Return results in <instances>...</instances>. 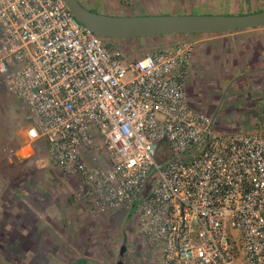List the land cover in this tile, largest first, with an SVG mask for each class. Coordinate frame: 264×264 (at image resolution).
Masks as SVG:
<instances>
[{
    "label": "built area",
    "instance_id": "2783aa9c",
    "mask_svg": "<svg viewBox=\"0 0 264 264\" xmlns=\"http://www.w3.org/2000/svg\"><path fill=\"white\" fill-rule=\"evenodd\" d=\"M0 30V77L28 123L19 152L44 140L74 202L132 211L159 264H264V129L228 134L187 106L193 42L127 54L63 0H0Z\"/></svg>",
    "mask_w": 264,
    "mask_h": 264
},
{
    "label": "rangeland",
    "instance_id": "374dc122",
    "mask_svg": "<svg viewBox=\"0 0 264 264\" xmlns=\"http://www.w3.org/2000/svg\"><path fill=\"white\" fill-rule=\"evenodd\" d=\"M214 2L215 5L202 0H192L191 5L183 8L180 0H153L154 4L150 5L152 10H147L143 6L141 8L134 7V9L130 7L128 15L131 16L128 17L241 16L264 10V0H248L249 4L246 10L233 5L232 0H214ZM136 4L133 3L132 6ZM88 9L100 15L111 16L106 14L108 6L101 0H89ZM1 35L0 30V38ZM194 35L198 34H192V36ZM236 39L238 44L243 40L241 36ZM162 40V38L155 37L140 38L131 44L132 53L134 56H140L156 48L173 44L164 43ZM205 48L211 50L212 46L209 44L201 46V52L193 57L192 65L196 69V76L191 79L192 82L189 85L187 83L185 89L187 106L209 116L218 126L225 127V133L228 134L264 129V115H262L264 112V89L253 87L248 92L238 91L237 86L233 85L231 90H228L231 85L226 81L228 77L234 76L233 69H225V89L219 85L220 82L211 81V79H221L219 76L222 72L216 75L207 71L199 73V55L210 53L208 50L204 51ZM122 49L128 51L124 47ZM197 49L199 50V47ZM238 95L242 99L238 98ZM254 114L257 115L254 116ZM27 125L23 107L8 92L0 77V259L4 262L2 264H16L15 259L18 264L56 262V259L53 260L54 254L45 250L46 245L39 243L41 239L44 240L45 235L42 234L43 232L45 234V231H42L44 230L42 226H37L35 229L34 218L49 212L45 206L51 196L52 189L55 199L56 196L57 200L62 198V180L58 178L61 172L49 159L47 151L43 150L40 153L36 149L39 146L38 143L32 147L29 156L19 153L18 149L23 144ZM97 149L98 159L95 164L102 167L107 166L108 160L103 147L100 146ZM169 159L167 143L164 139L158 144L154 163L162 167ZM110 216L112 214L97 223L102 228L100 235L102 243L99 245L104 249L101 247L102 250L94 254L95 259L100 261L108 257L109 262L105 264L159 263L155 259L158 255L157 252L149 249L145 240L138 236L132 211ZM33 231H38L39 240L36 241V244L39 250H33L31 244H22L28 242V234ZM119 247L120 251L123 249L121 255L118 254ZM89 262L91 260L88 258L81 261V263Z\"/></svg>",
    "mask_w": 264,
    "mask_h": 264
},
{
    "label": "crops",
    "instance_id": "0c3cea01",
    "mask_svg": "<svg viewBox=\"0 0 264 264\" xmlns=\"http://www.w3.org/2000/svg\"><path fill=\"white\" fill-rule=\"evenodd\" d=\"M101 1L102 3L106 4V6H108V12L106 14L117 17L131 16L128 15L130 7L131 9H134V7L141 8V6H143L147 10H152L153 8L150 7V5L154 4L153 0ZM202 1L215 5L214 0ZM180 2L181 6L184 8L185 6L191 5L192 0H180ZM133 3L137 4L132 6ZM232 3L235 6H239L243 10H246L247 5L249 4L248 0H232ZM238 36L243 38L239 44L236 42V37ZM162 39L164 43L170 42L175 44L186 40L195 44L194 50L196 49V51H194L191 60L188 85L192 82L191 79H194V76H196V69L192 65L194 55L196 56L201 52V46H208L209 44V46H212L211 50L205 48L204 51L208 50L210 53L199 55V73L207 71L212 75H216L219 74V72H222L219 76L221 78L219 79L220 81L217 79H211V81L214 83L220 82L219 85L225 89V69H233L235 72L234 76L228 77L226 81V83L228 82V84L231 85L228 90H231L233 85L237 86L236 88L238 91L242 90L248 92V90L253 89V87H260L261 89H264V26L248 28L240 30L239 32L235 31L215 34H198L197 36L165 35L162 36ZM197 47H199V50ZM238 98H241V96L238 95ZM257 104L255 105L257 106ZM247 105H249V103H247ZM255 115L257 114H254V116ZM262 115H264V112ZM37 143L39 146L36 149L40 153H42L43 150L48 152L47 144L44 140H40L35 144ZM19 148H21V146ZM83 158L87 164L91 165V158L87 152H84ZM58 178L62 180V198L57 200L56 196L55 199L52 189L51 196L47 200V204L45 206L46 209H49V212L45 213V215L43 214V216H36L34 218L35 229L37 226H42V228H44L42 231H45V234L44 232L42 234L45 235L44 240L41 239L39 243L45 244V250L47 252L53 253V260L56 259V262L52 261L51 263L49 262V264L108 263V257L103 258L100 261L94 257L96 252L104 249L103 246L99 245L102 243L100 238V235L102 234V228L101 226H98L97 223L102 219L104 220L109 214L116 216L117 214H122L125 212L119 210L92 215L90 210L85 205L73 201V195L76 192L78 186L77 179L69 177L66 178L61 173L58 175ZM37 234L38 231H33L31 234L29 233L27 239L28 242H23L22 244H31L33 246L31 248L33 250H39L36 244V241L39 240ZM87 258L91 260V262L81 263V261Z\"/></svg>",
    "mask_w": 264,
    "mask_h": 264
},
{
    "label": "water",
    "instance_id": "95a60500",
    "mask_svg": "<svg viewBox=\"0 0 264 264\" xmlns=\"http://www.w3.org/2000/svg\"><path fill=\"white\" fill-rule=\"evenodd\" d=\"M63 2L77 22L102 39L227 33L264 26V10L241 16L114 17L94 13L78 0Z\"/></svg>",
    "mask_w": 264,
    "mask_h": 264
},
{
    "label": "trees",
    "instance_id": "16d2710c",
    "mask_svg": "<svg viewBox=\"0 0 264 264\" xmlns=\"http://www.w3.org/2000/svg\"><path fill=\"white\" fill-rule=\"evenodd\" d=\"M258 12H259V10H258ZM213 34H215V33H213ZM162 36H165V35H162ZM162 36H153V37H156L157 39H160V38H162ZM183 36V35H182ZM185 36V35H184ZM149 38V37H148ZM151 38V37H150ZM102 39V38H101ZM140 38H132V39H102L104 42H105V44L107 45V46H112V44L113 45H116V46H118V47H124V48H126L128 51L126 52V51H124V52H126L127 54H133L132 53V50H131V44L133 43V42H135V41H138ZM183 41H186V40H183ZM181 42V41H180Z\"/></svg>",
    "mask_w": 264,
    "mask_h": 264
},
{
    "label": "flooded vegetation",
    "instance_id": "af4514ba",
    "mask_svg": "<svg viewBox=\"0 0 264 264\" xmlns=\"http://www.w3.org/2000/svg\"><path fill=\"white\" fill-rule=\"evenodd\" d=\"M78 2L83 6V7H85L86 9H88V5H89V0H78ZM89 10V9H88ZM150 249V248H149ZM151 250H153V249H151ZM156 251V250H155ZM157 252V251H156ZM120 253V247L118 248V254ZM118 254H117V256H118ZM157 256L155 257V259H156V261L158 260V262H160V255H159V253L157 252ZM15 261V263L16 264H18L17 263V260L15 259L14 260ZM13 262V261H12ZM19 262H21V261H19ZM2 263H4L3 262V260L2 259H0V264H2ZM14 263V262H13ZM159 264V263H158Z\"/></svg>",
    "mask_w": 264,
    "mask_h": 264
}]
</instances>
